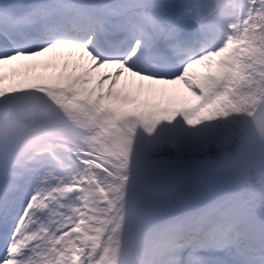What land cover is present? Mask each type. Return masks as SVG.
I'll use <instances>...</instances> for the list:
<instances>
[{"label": "snow or ice", "instance_id": "obj_1", "mask_svg": "<svg viewBox=\"0 0 264 264\" xmlns=\"http://www.w3.org/2000/svg\"><path fill=\"white\" fill-rule=\"evenodd\" d=\"M0 264H264V0H0Z\"/></svg>", "mask_w": 264, "mask_h": 264}, {"label": "bare ground", "instance_id": "obj_2", "mask_svg": "<svg viewBox=\"0 0 264 264\" xmlns=\"http://www.w3.org/2000/svg\"><path fill=\"white\" fill-rule=\"evenodd\" d=\"M57 57H58V50H54L53 52H50L48 54H45V56L40 57V59H38L39 57L35 58V60L36 61H50V60L56 59ZM28 63H32V62L31 61L14 62L13 65L5 67V73L10 74L13 67H20L21 65L28 64ZM20 70H21V72L24 71V69L22 67L20 68ZM51 71H52L51 69L46 70V69L41 67V68H37L35 70V73L29 72V75H33L36 73L48 75L51 73ZM18 78H22V77H18Z\"/></svg>", "mask_w": 264, "mask_h": 264}, {"label": "rangeland", "instance_id": "obj_3", "mask_svg": "<svg viewBox=\"0 0 264 264\" xmlns=\"http://www.w3.org/2000/svg\"><path fill=\"white\" fill-rule=\"evenodd\" d=\"M38 59H40V57ZM198 70H200L199 67H198Z\"/></svg>", "mask_w": 264, "mask_h": 264}]
</instances>
